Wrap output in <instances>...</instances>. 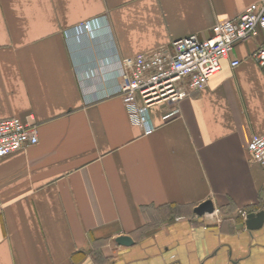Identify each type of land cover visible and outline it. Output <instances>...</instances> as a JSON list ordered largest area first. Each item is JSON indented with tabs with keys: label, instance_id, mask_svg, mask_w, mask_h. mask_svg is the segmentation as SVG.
I'll list each match as a JSON object with an SVG mask.
<instances>
[{
	"label": "crops",
	"instance_id": "0c3cea01",
	"mask_svg": "<svg viewBox=\"0 0 264 264\" xmlns=\"http://www.w3.org/2000/svg\"><path fill=\"white\" fill-rule=\"evenodd\" d=\"M257 1L0 0V120L33 118L38 138L0 158V264H264V224L238 213L264 211L247 151L264 134V31L205 89L153 107L150 135L116 93L123 58L208 39ZM208 200L216 218L195 215Z\"/></svg>",
	"mask_w": 264,
	"mask_h": 264
},
{
	"label": "built area",
	"instance_id": "2783aa9c",
	"mask_svg": "<svg viewBox=\"0 0 264 264\" xmlns=\"http://www.w3.org/2000/svg\"><path fill=\"white\" fill-rule=\"evenodd\" d=\"M79 27L84 32L91 31L90 22L81 23ZM261 31H264V0L251 4L235 20L213 26L208 39L190 35L172 42L170 51L161 49L123 58L116 93L131 124L143 135H150L155 130L149 113L153 107L164 103L176 105L202 91L209 79L221 70L222 61H229L231 68L237 67L240 62L230 58L235 45L258 37ZM251 57L264 70V45ZM37 142L33 118L0 120V158ZM247 151L264 169V134L254 135ZM217 213L215 210L207 217L216 218ZM238 213L242 219L247 216L245 211Z\"/></svg>",
	"mask_w": 264,
	"mask_h": 264
},
{
	"label": "water",
	"instance_id": "95a60500",
	"mask_svg": "<svg viewBox=\"0 0 264 264\" xmlns=\"http://www.w3.org/2000/svg\"><path fill=\"white\" fill-rule=\"evenodd\" d=\"M215 208L211 201H205L194 208L193 212L199 217L206 215H211ZM264 224V211H260L256 214L251 213L247 215L245 220V228L250 233L253 231H258L263 227ZM115 244L123 247H131L134 242L129 236H118L114 240Z\"/></svg>",
	"mask_w": 264,
	"mask_h": 264
},
{
	"label": "rangeland",
	"instance_id": "374dc122",
	"mask_svg": "<svg viewBox=\"0 0 264 264\" xmlns=\"http://www.w3.org/2000/svg\"><path fill=\"white\" fill-rule=\"evenodd\" d=\"M174 213H176V212H174Z\"/></svg>",
	"mask_w": 264,
	"mask_h": 264
}]
</instances>
